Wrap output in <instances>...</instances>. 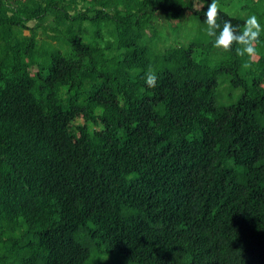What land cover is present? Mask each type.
Listing matches in <instances>:
<instances>
[{
  "label": "trees",
  "instance_id": "16d2710c",
  "mask_svg": "<svg viewBox=\"0 0 264 264\" xmlns=\"http://www.w3.org/2000/svg\"><path fill=\"white\" fill-rule=\"evenodd\" d=\"M209 3L0 0V264H264L263 35L193 37Z\"/></svg>",
  "mask_w": 264,
  "mask_h": 264
},
{
  "label": "clouds",
  "instance_id": "9594fccd",
  "mask_svg": "<svg viewBox=\"0 0 264 264\" xmlns=\"http://www.w3.org/2000/svg\"><path fill=\"white\" fill-rule=\"evenodd\" d=\"M205 22L207 25V35L214 37V47L231 51L234 44L239 45L235 49L236 54L240 57L252 58L257 54L255 47L261 33L264 32V27L261 26L255 15L248 17L245 20L242 29L233 27L230 21H225L221 26L217 23L219 17V5L217 0H210L207 8L204 10ZM244 68L250 67V64L245 62ZM145 82L148 87H155L157 82L156 73L149 69L145 74Z\"/></svg>",
  "mask_w": 264,
  "mask_h": 264
},
{
  "label": "rangeland",
  "instance_id": "374dc122",
  "mask_svg": "<svg viewBox=\"0 0 264 264\" xmlns=\"http://www.w3.org/2000/svg\"><path fill=\"white\" fill-rule=\"evenodd\" d=\"M242 4H243V2L242 3L241 2L240 3H227V4L223 3L224 6L222 8H224V11L226 13H229L233 16L244 17L245 15H247V12L242 11V8H241ZM191 23H192V25L191 24L189 25V27H190L189 29L192 30L191 34L193 37L197 36V39L200 38L201 40L210 39V37L207 35V32H206L207 27L198 26V23L194 20H191ZM32 24L33 23H30L29 25L32 26ZM87 25L90 26V24H87ZM96 28L97 27L94 25L90 26L91 35L89 37H93V32L96 30ZM197 31H200V32L196 33ZM262 35H263L261 37L262 39L259 42V50H260L259 56L264 58V32H262ZM40 37H41V35H40ZM254 59H256V57H254ZM262 68L264 69V64H263ZM253 70H255L256 73L250 75L251 77L256 76V74L258 73L257 71H261V70H256L255 68H253ZM241 93H242L241 90H232L228 85H223L220 87V89L217 92V97H216L217 102H218V104H229V103L233 102ZM91 122L93 123L94 126H96L97 125V118L93 117ZM260 122L262 124H264V119L260 120ZM114 261H112V264H114ZM89 264H102V263L100 262V259L98 257L97 258L92 257ZM120 264H124V263H120Z\"/></svg>",
  "mask_w": 264,
  "mask_h": 264
}]
</instances>
